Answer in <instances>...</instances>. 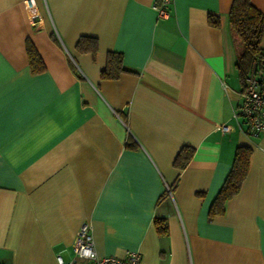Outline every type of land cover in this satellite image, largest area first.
<instances>
[{
  "label": "crops",
  "instance_id": "1",
  "mask_svg": "<svg viewBox=\"0 0 264 264\" xmlns=\"http://www.w3.org/2000/svg\"><path fill=\"white\" fill-rule=\"evenodd\" d=\"M154 1L0 0V264H80L84 222L100 255L264 264V131L233 115L232 0H171L165 17ZM81 35L96 37L93 55L76 49ZM26 40L43 71L30 70ZM108 51L127 69L115 78L101 76ZM183 145L193 154L177 168ZM238 145L251 148L246 176L210 217Z\"/></svg>",
  "mask_w": 264,
  "mask_h": 264
},
{
  "label": "trees",
  "instance_id": "2",
  "mask_svg": "<svg viewBox=\"0 0 264 264\" xmlns=\"http://www.w3.org/2000/svg\"><path fill=\"white\" fill-rule=\"evenodd\" d=\"M207 22L213 27L219 26V18L216 15L208 14ZM228 25L236 51V70L243 88L245 77L254 73L264 63V48L260 45L264 36V13L256 8L251 0H232L228 11ZM75 47L80 52H89L93 55L97 50V39L93 36L81 35ZM25 49L32 73L43 71L45 65L29 40H26ZM123 71L127 69L123 65L122 53L108 51L101 76L115 78ZM250 152L251 148L248 145H238L235 148L230 169L210 203L208 209L210 217L222 214L226 201L238 192L248 170ZM192 154L193 147L183 145L174 158V166L183 168ZM153 224L158 235L167 233L166 217L156 215Z\"/></svg>",
  "mask_w": 264,
  "mask_h": 264
},
{
  "label": "built area",
  "instance_id": "3",
  "mask_svg": "<svg viewBox=\"0 0 264 264\" xmlns=\"http://www.w3.org/2000/svg\"><path fill=\"white\" fill-rule=\"evenodd\" d=\"M171 0H155L153 8L158 17L168 15L166 9ZM26 5H33L34 0H24ZM242 101L238 105L234 116L243 119L245 131L251 136H257L264 131V63L254 73L245 77L241 91ZM228 125H222L221 131H228ZM169 191V187H167ZM77 242L75 244V255L80 264H140V253L138 251H126L124 255L113 254L100 255L94 246L91 226L88 222L80 225L76 232ZM56 264H73L65 262L60 256L56 257Z\"/></svg>",
  "mask_w": 264,
  "mask_h": 264
}]
</instances>
